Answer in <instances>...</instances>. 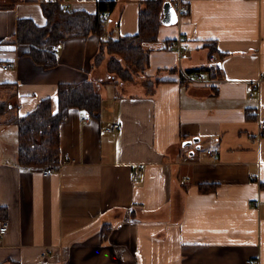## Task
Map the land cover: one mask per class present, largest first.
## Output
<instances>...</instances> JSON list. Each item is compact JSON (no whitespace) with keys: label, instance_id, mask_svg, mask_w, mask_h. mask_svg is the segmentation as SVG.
<instances>
[{"label":"crops","instance_id":"obj_1","mask_svg":"<svg viewBox=\"0 0 264 264\" xmlns=\"http://www.w3.org/2000/svg\"><path fill=\"white\" fill-rule=\"evenodd\" d=\"M97 1L61 0L90 13ZM115 1L106 35L135 33L144 0ZM183 1L190 13L143 44L145 67L124 80L136 85L109 74L108 54L94 62L97 34L65 38L54 66L36 63L1 41L21 17L44 24L42 0L0 7V101L15 104L0 114V264H264V0ZM179 36L189 48L166 46ZM211 52L223 67L198 70ZM85 80L111 88L106 101L97 88L100 118L70 109L52 173L19 164L11 117L46 96L54 112L57 85Z\"/></svg>","mask_w":264,"mask_h":264},{"label":"trees","instance_id":"obj_2","mask_svg":"<svg viewBox=\"0 0 264 264\" xmlns=\"http://www.w3.org/2000/svg\"><path fill=\"white\" fill-rule=\"evenodd\" d=\"M42 12L44 24H37L31 17L17 20L15 39L1 41L27 48L26 54L43 65L51 67L57 63V55L52 46L71 36L97 34L100 38L99 51L94 62L100 63L109 55L106 68L109 74L122 80L135 79V73L141 71L147 61V51L143 44L155 41L163 24L162 0H144L139 8L138 29L132 34L106 35L103 15L110 13L115 0H98L96 11L63 7L61 0H43ZM10 4L0 0V7ZM210 70V66L198 70ZM215 74H213L214 76ZM154 81L145 80L150 91ZM56 95L58 108L52 111L51 98H42L34 109L11 117L17 125L18 162L22 166L58 165L60 160V125L68 117L72 107L84 110L87 115L100 118L103 97L92 80L81 82H60ZM15 106L10 101H0V114ZM264 184V183H263Z\"/></svg>","mask_w":264,"mask_h":264},{"label":"built area","instance_id":"obj_3","mask_svg":"<svg viewBox=\"0 0 264 264\" xmlns=\"http://www.w3.org/2000/svg\"><path fill=\"white\" fill-rule=\"evenodd\" d=\"M43 1V0H42ZM175 9H176V12H177V16H178V19L180 17H184L186 15H188L190 13V7L189 5L184 2L183 0H171ZM63 4V3H62ZM63 7L67 8V4L64 3L63 4ZM103 19L104 21L107 20V14H104L103 15ZM166 46L168 48H176L179 52H182L184 50H186L187 48L190 47V44L189 43H186L180 36L176 39V40H171V41H168V43L166 44ZM57 49H58V46L57 45H53L52 46V51L53 53H57ZM209 64H210V67L213 68L214 70L215 69H221L223 67V62H222V59L221 57L215 53V52H211L209 54ZM10 66V64H6L4 65V68H8ZM185 76H187L188 78H191L189 77V74L188 73H184ZM199 75V73L195 72V73H192V76L193 77H197ZM260 83V80L255 83V84H252L251 86L252 87H255V88H258V85ZM86 120V119H84ZM119 124L118 123H114L112 124L109 129L110 130H113V129H116L118 128ZM259 133L260 134H263L264 133V120L260 122V130H259ZM207 153L210 154V155H213V156H216L218 154V150L217 149H208L207 150ZM55 170V166H52V165H48L46 167L43 168L42 170V174L43 175H48L50 173H52L53 171ZM139 173V169H135L134 171V175L136 176L137 174ZM9 228V223L5 220H1L0 221V234L3 235ZM247 263L248 264H259L258 260L256 258H248L247 259Z\"/></svg>","mask_w":264,"mask_h":264},{"label":"water","instance_id":"obj_4","mask_svg":"<svg viewBox=\"0 0 264 264\" xmlns=\"http://www.w3.org/2000/svg\"><path fill=\"white\" fill-rule=\"evenodd\" d=\"M163 18L162 22L165 24H174L178 21L176 9L171 0H164L162 4ZM191 142L190 140L187 143Z\"/></svg>","mask_w":264,"mask_h":264},{"label":"rangeland","instance_id":"obj_5","mask_svg":"<svg viewBox=\"0 0 264 264\" xmlns=\"http://www.w3.org/2000/svg\"><path fill=\"white\" fill-rule=\"evenodd\" d=\"M102 63H104V61L102 62ZM121 83H131L132 85H136L137 84V81L135 80L134 82H132V81H130V82H126V81H120ZM139 85V84H138ZM115 87V89L117 90V89H123L122 88V86L121 85H116V86H114ZM97 88H98V90H101L100 92H102V94H104V96H105V98H104V101H106V100H108V98H109V94H110V87L109 86H107V85H104L103 87H101L100 85H98L97 86ZM7 101H10V102H12V103H14L13 101H12V99H9V100H7ZM8 112V111H7ZM6 113V112H5ZM17 125L15 124V127H16Z\"/></svg>","mask_w":264,"mask_h":264}]
</instances>
